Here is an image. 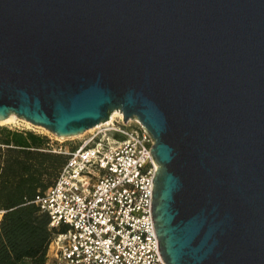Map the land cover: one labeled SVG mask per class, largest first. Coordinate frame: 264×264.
<instances>
[{"label": "water", "instance_id": "95a60500", "mask_svg": "<svg viewBox=\"0 0 264 264\" xmlns=\"http://www.w3.org/2000/svg\"><path fill=\"white\" fill-rule=\"evenodd\" d=\"M114 110L153 136L165 262L264 264V0H0V119Z\"/></svg>", "mask_w": 264, "mask_h": 264}, {"label": "built area", "instance_id": "2783aa9c", "mask_svg": "<svg viewBox=\"0 0 264 264\" xmlns=\"http://www.w3.org/2000/svg\"><path fill=\"white\" fill-rule=\"evenodd\" d=\"M153 144L138 118L116 116L55 149L67 160L33 199L54 230L46 264H167L152 213Z\"/></svg>", "mask_w": 264, "mask_h": 264}, {"label": "trees", "instance_id": "16d2710c", "mask_svg": "<svg viewBox=\"0 0 264 264\" xmlns=\"http://www.w3.org/2000/svg\"><path fill=\"white\" fill-rule=\"evenodd\" d=\"M13 140L21 147L8 148L0 162V264H19L26 256L29 264H44L54 230L33 199L55 181L68 156L27 148L21 137Z\"/></svg>", "mask_w": 264, "mask_h": 264}, {"label": "crops", "instance_id": "0c3cea01", "mask_svg": "<svg viewBox=\"0 0 264 264\" xmlns=\"http://www.w3.org/2000/svg\"><path fill=\"white\" fill-rule=\"evenodd\" d=\"M33 136H37L36 139L34 140L35 137ZM9 137L10 143H3L1 141H3L4 138ZM19 138L21 137L25 142H23V144H27V148H31V149H38V150H42L44 152H48V153H61L56 151L55 149L62 146H64L62 143L60 142H55L54 138H52V136H50L49 134H42L40 132H34L32 130H23L20 128H14V127H0V162H3V157L7 151L8 148H15V147H21V145H17L16 142L13 140V138ZM39 146V147H36ZM65 154V153H62ZM2 217V214H0V219ZM50 226V223H49ZM14 257L12 255L11 261H15L13 260ZM31 262V258L26 256L24 257L22 260H20L18 263L19 264H29ZM46 264V256H45V263Z\"/></svg>", "mask_w": 264, "mask_h": 264}, {"label": "rangeland", "instance_id": "374dc122", "mask_svg": "<svg viewBox=\"0 0 264 264\" xmlns=\"http://www.w3.org/2000/svg\"><path fill=\"white\" fill-rule=\"evenodd\" d=\"M21 125V126H25L27 128H29L28 130H32L34 132H40L42 134H49L50 136H52V138H54L55 142H60L62 143L64 146H67L68 148H71L73 146H76L77 144L80 143V141L83 138V135L79 136V137H73V138H65V139H60L58 138V135L51 132L50 130L41 127V126H35V125H31L29 126V124H27L24 120H18L12 123H7V124H0V127H14V128H18L16 125Z\"/></svg>", "mask_w": 264, "mask_h": 264}, {"label": "bare ground", "instance_id": "6f19581e", "mask_svg": "<svg viewBox=\"0 0 264 264\" xmlns=\"http://www.w3.org/2000/svg\"><path fill=\"white\" fill-rule=\"evenodd\" d=\"M116 116H122L124 117V114L121 110H114L111 114V117L108 119V120H111L113 119L114 117ZM24 120L27 124H29V126L31 125H34L31 121L25 119V118H22V117H19L17 114L15 113H12L10 114L9 116L5 117V118H2L0 119V124H7V123H12V122H15V121H18V120ZM35 126H40V125H35ZM42 127V126H41ZM94 127H91L89 129H87L86 131L82 132V133H79V134H75V135H71V136H68V137H65V136H59L58 135V138L60 139H65V138H73V137H79L83 134H85L86 132L92 130Z\"/></svg>", "mask_w": 264, "mask_h": 264}]
</instances>
